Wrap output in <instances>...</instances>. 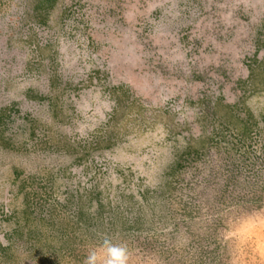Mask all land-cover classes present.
<instances>
[{
    "label": "rangeland",
    "instance_id": "obj_1",
    "mask_svg": "<svg viewBox=\"0 0 264 264\" xmlns=\"http://www.w3.org/2000/svg\"><path fill=\"white\" fill-rule=\"evenodd\" d=\"M33 3L0 0V264H104L105 240L128 264H264V199L235 197L264 194V91L244 83L264 0H59L42 22ZM218 97L260 119L229 198L223 148L175 166ZM26 204L70 226L51 258L12 235Z\"/></svg>",
    "mask_w": 264,
    "mask_h": 264
},
{
    "label": "trees",
    "instance_id": "obj_2",
    "mask_svg": "<svg viewBox=\"0 0 264 264\" xmlns=\"http://www.w3.org/2000/svg\"><path fill=\"white\" fill-rule=\"evenodd\" d=\"M58 1L34 0L33 13L42 18V22L46 14L55 7ZM248 70V78L244 83L250 82L252 91H264V57L260 60L253 59L248 64ZM204 110L205 115L203 114V118H208L213 123L211 131L207 133L203 132L197 138L191 137L182 151L177 155L175 166L181 169L187 164L207 155L211 148H215L216 150L223 148L224 152H226L224 158L226 161L227 159L228 161L230 160L232 164L225 171L224 189L219 193L221 198L234 197L235 195H231L232 189L228 192L225 190L231 184L236 187L239 184L238 178L242 174L244 166H250L256 162L255 157H251L250 148L257 141L256 139L260 133V119L250 109L245 108V106L240 108L239 102L233 105L224 103L221 97L216 98L214 101L208 100ZM7 111L10 114V110L7 109ZM241 111H243V115L240 114ZM9 114H7V117H9ZM5 115L4 113L0 114V144L1 146L8 147L10 145L9 141L5 142V137L2 134ZM238 151L241 153V158L238 159L240 164H236L233 157L235 152ZM253 167L251 173H253V176L255 173L259 176L258 168L253 169ZM249 190V192L243 195L238 194L235 197L244 198V201L251 202L254 208L261 207L264 194L261 191L257 193L254 189ZM98 205L99 211H101V204ZM83 221H86L85 213L82 211V208H79L76 213V219L72 221V224ZM18 222V227L13 230L12 235L17 239H21L27 245V249L37 252L38 256H53L57 248L54 242H52L55 235L57 237L65 235L67 229L70 227L67 224L62 225L61 222H55L51 213L43 216L42 214L36 215L30 204L25 205L21 221ZM6 248L8 249L9 247H1L0 250L3 252Z\"/></svg>",
    "mask_w": 264,
    "mask_h": 264
},
{
    "label": "clouds",
    "instance_id": "obj_3",
    "mask_svg": "<svg viewBox=\"0 0 264 264\" xmlns=\"http://www.w3.org/2000/svg\"><path fill=\"white\" fill-rule=\"evenodd\" d=\"M107 250V259L104 264H128V250L124 245H114L110 241L105 240ZM84 264H97V256L95 253H90Z\"/></svg>",
    "mask_w": 264,
    "mask_h": 264
}]
</instances>
